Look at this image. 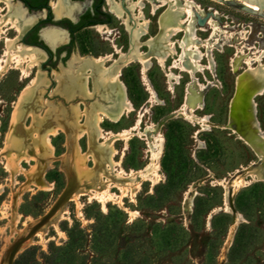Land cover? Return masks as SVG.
Masks as SVG:
<instances>
[{
	"label": "rangeland",
	"instance_id": "374dc122",
	"mask_svg": "<svg viewBox=\"0 0 264 264\" xmlns=\"http://www.w3.org/2000/svg\"><path fill=\"white\" fill-rule=\"evenodd\" d=\"M193 1L203 7L207 17L211 12L218 11L221 25L229 26L228 31L234 37L233 41H226L228 44L214 53L215 76L210 71L197 74L200 83L205 84L216 79L219 85L207 92L204 96V108L197 110L195 115L209 116L214 125L224 126L227 124L236 77L242 72L243 66H246L243 65L234 73L231 69V60L239 45L247 53L257 51L254 48L258 47L255 40H259V37L264 38V14L262 16L246 10L243 0ZM145 9V16L151 25V34L156 36L158 33L156 34L155 18L148 13V9L146 11ZM206 29L208 30L198 32L199 38L204 41L210 36L209 28ZM7 35L15 38L17 32L12 30ZM113 38L114 34L111 39ZM147 38L140 39L143 52L149 50ZM179 38L181 36L175 40ZM248 43L252 48L248 47ZM58 44V47L63 45ZM114 46L128 54L131 48L129 34L121 30V38ZM115 47L110 42L103 41L101 35L94 30H87L80 34L70 55L65 56L63 53L53 65L47 62L46 57L40 67L32 69L29 76L24 79L20 70L11 68L0 82L1 157L6 159L12 152L19 156L26 153L37 156L34 139L41 136L46 127L61 122L71 127L77 124L75 132H78L84 124H89L93 108L97 104L115 105L114 102L107 100L99 82L96 83L93 78L89 82L91 93L74 92L69 95L66 92L67 75L71 74L70 77L78 78L81 60L106 56L108 53L111 54ZM5 48V40L0 41V59L5 54ZM258 48L264 50V45ZM118 58V55L114 56V59ZM173 63V58L168 60V69H171ZM203 64L207 65L208 60L205 59ZM44 65L53 69L49 71ZM112 65V62L107 64L108 68ZM123 66L121 80L128 89V96L135 110L124 116L119 123L106 119L101 124L102 128L112 132L130 128L140 117L143 108H147V112H143L141 127L145 130L152 123L157 125L156 134L161 133L165 140L160 163L163 180L155 186L150 181L144 182L135 201L126 197L122 206L108 202L104 211L101 203L97 200L90 202V198L84 196L80 199L79 208L69 199L70 195L83 184L86 174L71 162L64 160L69 152L67 135L60 133L56 137H51L54 162L52 168L46 170L43 178L53 185L52 189L45 191L33 187L32 190L26 191V186L31 184L35 174L34 169L38 164L36 161H22V167L14 177L3 164H0V264L3 263L5 252L19 237H23L24 233L23 239L26 236L33 237L35 232L42 228L29 232L31 226L35 227L38 224H32L33 220L44 216L66 187L68 200L65 201L67 204L65 218L56 227L49 228L43 239L33 237L35 243L23 250L22 254L30 251L38 264H264V181L255 182L241 190L238 202V194L233 197V210L242 215L243 221L237 226L227 250L236 214L225 212L226 189L217 183L219 180L229 178L241 167H247L252 162L258 163V157L230 130L213 126L207 131L199 132L200 126L184 118L180 112L177 113L183 105L187 85L191 81L188 73L173 70L172 78L176 79L179 76V82L171 88L165 70L154 60L148 76L158 94L159 102L153 106L148 104L151 94L143 80L141 64L135 61ZM39 69L45 74L42 84L38 86L37 92L24 95L19 102L21 93L31 84L33 76L37 75ZM35 95L38 99H35ZM198 97L199 95L192 91L188 96L189 103L195 105ZM17 102L19 117L12 122ZM256 103L258 118L264 132V96L258 97ZM77 106L84 114L79 123L75 113ZM172 113L174 117L170 119ZM38 114L40 116H37ZM150 135L153 136L155 133ZM12 138L16 140L17 146H9L7 143V140L11 142ZM154 141L151 138V142ZM79 145L84 154H93L89 136L80 140ZM116 148L122 152L124 143L119 141ZM149 150V143L145 138L134 137L129 142L123 159L124 170L137 171L146 167L151 160ZM120 157L117 155L115 159L118 160ZM38 158L41 163L46 162L43 155ZM93 159L92 157L87 162L89 168L95 167ZM69 179L72 181L71 186ZM192 188L195 194L190 203L191 209L185 211L186 194ZM23 191L26 193L21 194ZM114 192L120 195L117 189H114ZM16 194L21 195V199L14 211L12 206ZM221 209L223 211H220ZM130 212L135 214L130 215ZM14 213L20 214L19 221L16 220ZM217 214L222 215L213 225L212 218ZM242 224L244 226L241 228L237 243L231 250ZM1 229H5L4 236L1 235ZM70 232L74 237L71 242ZM26 244L27 242L23 241L21 246L24 247ZM53 244L60 249H53L54 253L50 254V247Z\"/></svg>",
	"mask_w": 264,
	"mask_h": 264
},
{
	"label": "bare ground",
	"instance_id": "6f19581e",
	"mask_svg": "<svg viewBox=\"0 0 264 264\" xmlns=\"http://www.w3.org/2000/svg\"><path fill=\"white\" fill-rule=\"evenodd\" d=\"M127 1L129 2V9L134 15V26H130L128 19H125L127 28L132 35V48L129 53L125 54L114 46L115 54L120 56L119 59H114L113 54H107L106 56L97 58H85L80 61L82 64L79 68L77 79L70 77L71 74L67 75L66 92H68L69 95H72L74 92H83L84 94L91 93L89 82L90 79L93 78L96 83L99 82L107 100L111 101V103L114 102L115 105L103 106L97 104L93 108L89 124H84L82 129L78 132H75L77 124L71 127L61 122L46 127L41 136L34 139V147L37 156H33L29 153L19 156L17 153L12 152L6 159H3L1 157L2 153H0V164H3L6 170L14 177L20 171L22 161H36L38 164L34 169L35 174L31 179V184L26 186V191L32 190L33 187L48 191L52 189L53 185L50 182H46L43 177L46 170L52 168V163L54 162L51 137H56L60 133H65L67 135L69 152L66 154L64 160L66 162L69 161L68 163L71 162L72 165H75L86 174L83 184H81L79 188L77 187L78 189L70 195L69 200L71 202H75L80 208V199L84 196H88L90 202L92 200H97L102 204L104 211H106L108 202H114L122 206L123 199L126 197H130L132 201H135L144 182L150 181L153 186H155L164 178V176L161 175L160 166L164 153V137L161 133L156 134L158 127L153 123L145 130L141 127L143 112H147V108H143L140 117L133 126L123 129L120 132L105 131L101 124L106 119L114 123H119L124 116L131 114L135 110L129 99L127 87L121 80L122 66L119 65L120 62L131 63L138 61L141 64L143 80L151 94L148 104L153 106L158 105V94L148 76L155 60L158 65L165 70L171 88L174 84L179 82V76L176 79L172 78L174 76L173 70L177 69L181 72L188 73L191 77V81L187 85L185 101L180 111L177 113L180 112L184 118L200 126L199 132L207 131L213 126L230 130L232 134L237 136L238 140L248 146L260 159L258 163L252 162V164L247 167H241L235 170L229 178L217 181L220 186L226 189L225 211L236 214V219L231 228L227 250L232 242L237 226L243 221L242 215L233 210V197L253 183L264 181V132L258 118V106L256 103L258 97L264 96V50L247 53L240 45L237 47L236 54L231 60L232 72L237 73L243 65L247 66V70L243 74H238L236 77L237 93L235 98L231 101L232 122L229 126L214 125L210 121L209 116L198 117L195 115V112L204 108V96L212 88L219 85V82L215 79V81H207L205 84H202L197 80V74L210 71L215 76V51L223 49L228 44L226 41H233L234 39L232 34L228 31L229 26L221 25L218 12L213 13V11L207 17L203 7L193 0ZM215 1L220 2L222 0ZM146 2L151 5L152 15L157 16L159 32L156 36H151L149 38L146 43L149 50L143 52L140 46L142 45L140 39L150 33V21H148L144 12ZM123 3L112 4V9L115 10L121 19L123 17ZM243 3L246 10L263 16L264 0H243ZM54 9L56 12L54 13L57 14V16L62 15L63 7L61 2L58 5H54ZM35 22L36 17L29 16L27 10L24 9L20 3H16L13 0H0V41L5 40L6 44L5 54L0 59V82L11 68L20 70L22 78H27L31 70L40 67L41 62L45 60L46 54L41 49L20 43L21 37ZM206 28H209L210 36L204 41L199 38L198 32L201 30L207 31L208 29ZM12 30L17 32L15 38H10L7 35L8 32ZM98 31L103 32V28L100 27ZM179 36H181V38L175 40L176 37ZM43 37L53 48L56 47L58 43H63L65 41L64 32L56 29L47 30ZM171 58H173L174 63L171 69H168L167 62ZM205 59L208 60L207 65L203 64ZM109 62L113 63L111 68L107 66ZM44 79L45 74L39 69L37 75L33 76L31 84L21 93L19 102L24 95L28 93L34 94L35 91L37 92L38 86L40 83L42 84ZM192 91H195L199 95L195 105L190 104L188 99ZM35 97V99H38L36 95ZM19 102L16 104L17 107L13 113L12 122H15L17 117H19L17 112ZM75 113L78 117L77 123L81 122L82 115H84L83 111H79L77 106L75 108ZM37 116H40V114ZM150 133H155V135L152 136ZM87 136L91 139L93 154H84L79 145V141ZM134 137L145 138L148 141L151 160L150 163L141 170L136 171L131 169L125 171L122 166L123 159L128 150L129 142ZM151 138L155 141L151 142ZM15 141L16 140L12 138V141L10 142L8 139L7 143L9 146H17ZM119 141L124 143L122 152H119L116 148V144ZM41 155L44 156L46 162L41 163L39 161L38 157H41ZM117 155L121 156L118 160L115 159ZM92 157L94 158L95 167L89 168L87 162ZM71 184L72 181L69 179V186H71ZM114 189H117L120 195L116 194ZM230 189L232 190L229 191ZM26 191H23L21 194L26 193ZM194 194L193 188L187 192L184 203L185 211H190V203L193 201ZM20 199L21 195L18 194L15 196L12 206L14 211ZM66 210L67 204L65 202V204H61L58 209L52 213L51 217L41 226V229L39 228V231L35 232L33 237L43 239L49 228L56 227L57 224L65 218ZM134 214L135 213L130 212V215ZM14 216L17 221L21 218L20 214L14 213ZM37 223L38 220H33L32 222V224ZM24 232L25 230L22 233ZM1 235H5V229H1ZM24 235L25 233L23 237ZM33 237L26 236L22 240L16 248L19 253L35 243ZM23 241L27 242L24 247L21 246ZM9 249L4 254L2 264H12V261L9 259Z\"/></svg>",
	"mask_w": 264,
	"mask_h": 264
},
{
	"label": "flooded vegetation",
	"instance_id": "af4514ba",
	"mask_svg": "<svg viewBox=\"0 0 264 264\" xmlns=\"http://www.w3.org/2000/svg\"><path fill=\"white\" fill-rule=\"evenodd\" d=\"M13 1L16 3H20L22 7L27 10V14L29 16L36 17V22L21 37L20 43L41 49L46 54L48 60L47 62H49L50 65H53L55 60H57V58L60 57L63 53H65V56L70 55L72 47L77 43L80 34L87 30H94L95 32L101 35V39L103 41L110 42L113 45V47H114V43L116 44L117 40L121 38V30H122L124 31L125 34H129L130 44H131L132 35L127 28L125 19H128L130 26H134V22H133L134 15L129 9V2L127 0L125 1L124 0L122 1L121 0H13ZM59 1L61 2L63 7V12L61 16H57V14H55L56 12L54 11L55 10L54 5L60 4ZM119 3L124 4V5L122 4V9H123L122 19L121 17L118 16L115 10L112 9V4L115 5ZM145 8L148 9V13L152 16V18H155V22L157 24V32H156L157 34L158 33L157 16L152 15L151 13L152 8L149 3L146 2ZM149 19L152 21L151 18ZM100 27L103 28V32L98 31ZM49 29L59 30L61 32H64L65 35V41L61 43L63 45L58 47L59 45L58 44L56 46V51L52 50L51 46L47 43V41L43 37L44 33ZM113 34H114V38L112 40L111 37L113 36ZM260 35L262 36L261 32ZM151 36L153 35L151 34V25H150V33L144 37H148L146 40L148 41V39ZM259 38L260 39L255 40V42L256 44H258V47L259 46L261 47L264 45V38L263 37H259ZM248 45L249 48H252L250 46V43H248ZM258 47L254 46V48L257 49V51H260L261 49L259 50ZM131 48H132V44H131ZM62 49L65 50L62 53H57ZM111 54H113L114 56L118 55L115 54V49ZM131 63H127V64H131ZM44 68L45 69L47 68L49 71L53 69L51 66L48 65H44ZM246 70H247V66H243L241 73L245 72ZM121 76H122V71H121ZM184 99L185 98H183V101Z\"/></svg>",
	"mask_w": 264,
	"mask_h": 264
},
{
	"label": "water",
	"instance_id": "95a60500",
	"mask_svg": "<svg viewBox=\"0 0 264 264\" xmlns=\"http://www.w3.org/2000/svg\"><path fill=\"white\" fill-rule=\"evenodd\" d=\"M51 48H52V50L56 51V47H54V48L51 47ZM126 64L127 63H125V62H120L119 63L120 66H123V65H126ZM243 73H241V74H243ZM235 84H236L235 91H234V94H233V97H232L231 101L233 100V98H235L236 93H237V78H236ZM184 101H185V99H184ZM231 110L232 109H231V102H230L229 112H228V119H227L226 126H229L231 124V122H232ZM172 116L174 117V114L173 113L171 114V116L169 118L172 119ZM236 127H238V126H236ZM258 159H259V157H258ZM258 162H260V159L258 160ZM66 192H67V187L64 190V192L59 196V198L54 203V205L49 209V211L44 216H42L40 219H37L38 220V224L35 227L31 226L29 232L32 233L33 231L38 230L42 225H44L47 222V220L51 217L52 213L55 212L58 209V207L67 200ZM220 211H223V209H221ZM22 240H23V237L22 236L19 237L17 239V241H15L12 244V247H10V249H9L10 250L9 259L12 261V264H14L15 261L18 259L19 255L22 254L26 250L25 249L24 251H22V252L19 253L18 250L16 249L19 246V244L22 242Z\"/></svg>",
	"mask_w": 264,
	"mask_h": 264
},
{
	"label": "trees",
	"instance_id": "16d2710c",
	"mask_svg": "<svg viewBox=\"0 0 264 264\" xmlns=\"http://www.w3.org/2000/svg\"><path fill=\"white\" fill-rule=\"evenodd\" d=\"M128 91V90H127ZM135 106V105H134ZM136 108V111H137V107ZM241 196V192L238 193V196H237V202H238V199L239 197ZM196 214V211L194 212V215ZM222 214H217V215H214V217L212 218V222H213V225L215 223V221L217 220L218 217H220ZM224 216V214H223ZM244 226V224H242L237 232V235H236V239H235V242L231 248V250H233V248L235 247L236 243H237V239H238V236H239V233L241 231V228ZM74 237L73 235H71V232L69 233V242L73 241ZM77 241V240H76ZM75 242V241H74ZM58 250L60 249L59 247H56L54 244L52 245V247H50V254H53L54 253V250ZM62 249V248H61ZM33 255L30 251H26L24 254L21 255V257H19V259L16 261V264H38L36 262V260H34L32 258Z\"/></svg>",
	"mask_w": 264,
	"mask_h": 264
}]
</instances>
